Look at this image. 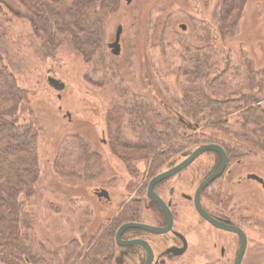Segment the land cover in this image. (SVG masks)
<instances>
[{
    "label": "rangeland",
    "instance_id": "374dc122",
    "mask_svg": "<svg viewBox=\"0 0 264 264\" xmlns=\"http://www.w3.org/2000/svg\"><path fill=\"white\" fill-rule=\"evenodd\" d=\"M70 1L74 0H54L50 9L62 11ZM91 1L87 0L88 4ZM118 1L117 7L103 12L104 51L92 61L83 59L70 44L59 46L53 57L46 56L44 37L35 36L29 23L32 14L16 0H3L7 6L0 4V53L17 86L26 91L17 123L32 124L37 136L38 178L30 195L19 198V227L25 243L38 255L44 253L48 264H65L73 245L78 244L77 251L88 254L94 239H85L84 234L96 225L89 213L98 206L90 202L92 188L109 184L121 191L125 184H136L130 181V174L120 170L114 177L101 174L102 169H115L116 162L110 158L105 168L97 161L93 172L87 173L81 155L83 149L86 154L102 152L106 157L110 152L121 157L143 153L133 149L137 138L129 128L127 115L120 126L117 151L101 145L100 133L105 126L103 115L115 111L111 106L132 109V100L144 99L158 107L146 94V81L158 98L189 115L184 106L190 90L189 76H197L195 86L206 101L199 118H190L199 124L198 131H179L186 139L197 134L188 142L181 138L184 151L211 141L228 146L242 144L250 154L246 171H257L264 177L263 141L247 142L246 134L234 130L242 132V124L247 127L251 123L231 119L230 123L217 124L218 119L210 115L213 105H208L209 101L241 100L235 108L227 104L226 116L220 120L233 118L245 98L253 100L252 106L264 109V0ZM66 14L71 20L72 15ZM118 26L122 27L121 51L114 56L108 44L114 41ZM84 28L80 26V31ZM48 77L62 82L64 89L54 90L47 83ZM199 160L207 161V157ZM235 191L237 198L246 193L248 261L256 257V252L264 258V191L253 182ZM87 240L89 247L85 246ZM2 250L0 247V264H42L27 255L16 260Z\"/></svg>",
    "mask_w": 264,
    "mask_h": 264
},
{
    "label": "flooded vegetation",
    "instance_id": "af4514ba",
    "mask_svg": "<svg viewBox=\"0 0 264 264\" xmlns=\"http://www.w3.org/2000/svg\"><path fill=\"white\" fill-rule=\"evenodd\" d=\"M146 84V94L151 97V83L146 81ZM111 108L115 110V106ZM165 109L179 120L178 110L168 106ZM66 117L70 120L67 114ZM103 123L100 142L105 146L117 127H109L106 115ZM192 125L187 126L196 133L199 125ZM181 140L178 137L170 145L174 150L167 153H134L135 158L132 154L121 157L114 152L109 157L102 152L96 154L103 168L109 158L116 162L115 171L105 168L100 170L101 174L114 177L122 171L130 174L133 177L130 181L136 184H125L121 191L109 184L92 188L90 202L98 206L96 212L89 213V219H94L96 225L90 226L85 239L101 238L104 231L110 232V247L102 264H264L258 252L248 261L246 193L244 197L235 196V189L245 186L246 182H253L264 191L263 184L257 180L264 182V177L257 171H246L245 161L250 154L245 145L228 146L211 141L184 151ZM205 145L217 146L222 153L204 152L174 171L196 148ZM205 156L207 161L199 160ZM166 173L163 179L150 185L153 179ZM139 177H142L140 181ZM128 224L133 227L117 235ZM88 240L85 246L89 245Z\"/></svg>",
    "mask_w": 264,
    "mask_h": 264
},
{
    "label": "trees",
    "instance_id": "16d2710c",
    "mask_svg": "<svg viewBox=\"0 0 264 264\" xmlns=\"http://www.w3.org/2000/svg\"><path fill=\"white\" fill-rule=\"evenodd\" d=\"M16 1L32 14L29 23L35 36L41 39V36L44 37L42 39L43 41L45 40L43 51L46 56L53 57L59 46L70 44L87 61H92L95 56L104 51L103 12L108 7L115 8L119 5L118 0H94L89 2V4L87 0H74L70 1L69 6L62 9V11L53 12L50 7L53 5L54 0ZM0 4L7 6L3 0H0ZM7 8L10 7L8 6ZM66 13L72 15L71 20L67 18ZM82 25L85 28L80 31V26ZM68 26L69 30H73H64ZM189 77L191 78L190 90L187 91L184 105L185 110L190 113L189 115L179 111V120L174 118L173 113L165 109L166 106L170 108L172 106L163 101L161 97L158 98L154 93L151 97L158 104L156 109L149 100H132V109L126 106L123 109L117 107L108 116L109 127H117V130L111 133L112 137H110L109 147L117 151V139L122 134L120 126L124 122L123 117L127 115L130 117L129 128L131 132L136 138H139V142H136L133 148L134 150L148 154L167 153L174 150L175 147L170 145L178 137L184 138L183 134H179V131L181 130L183 133L191 129L187 126L188 123L193 124L194 127L199 125L191 121L190 118L195 121L199 118L201 115L200 110L203 109L202 105L206 101L205 97L201 95L195 86V83L198 82V77ZM25 100L26 91L17 86L14 76L9 72L0 53V247L3 248L2 252L16 260H19L21 255H27L37 259L42 264H48V261L44 260L46 256L44 253H42V256L38 255L33 246L25 243L19 227L22 221V204L19 202V198L24 194L30 195L38 178L37 136L34 127L32 124L17 123ZM244 100V104L239 106V110L234 112L235 114L230 120H220L221 117L226 116L224 113L227 111L225 110L226 105L230 103L235 108L236 105L240 104L241 100H229L228 102L209 101L208 105H213L212 112H210L211 118L215 116L219 120H217V124L230 123L231 119L235 123L241 121V123H244L246 120L251 125L246 127L242 124V132H239L238 128H234L236 134H246L247 142L254 141L259 144L263 141L264 143V109L252 106L254 104L252 99L247 101L245 98ZM229 110L231 111L232 109ZM237 112H242V114L238 115ZM222 114L223 116H221ZM237 125L239 126V124ZM196 135H191L192 137L189 136L187 139L184 138V141H191L193 137H197ZM83 139L91 144L85 136ZM96 154H86L83 149L81 160L87 165V173L93 172V166L98 161ZM109 233V231H104V235L101 238H94L88 254L77 251L78 244L73 245L70 255L64 260V263L102 264V260L105 258L104 255L110 247ZM52 259L55 262V259Z\"/></svg>",
    "mask_w": 264,
    "mask_h": 264
},
{
    "label": "water",
    "instance_id": "95a60500",
    "mask_svg": "<svg viewBox=\"0 0 264 264\" xmlns=\"http://www.w3.org/2000/svg\"><path fill=\"white\" fill-rule=\"evenodd\" d=\"M125 1L127 3H130L131 0H125ZM181 28L184 30L185 26H181ZM121 32H122V27L118 26L117 29H116V32H115L114 41L111 42L110 44H108V48L110 49L111 53L114 56H118L119 53H120L119 40H120ZM47 83H48V85L50 87H52L56 91H62L64 89V84L62 82H60L59 80L55 79V78L48 77ZM67 115L70 117L69 114H67ZM209 151H219V152L222 153L221 149H219L217 146L205 145V146L198 147L192 152L191 156L181 166L176 167L174 171H177V170H179V168L184 167L186 164H188L190 161H192L198 155H200V154H202L204 152H209ZM222 168H223V164L219 168V171H221ZM166 175H168V174L166 173V174H163V175H160V176L156 177L155 179H153L151 181L150 185L155 184L157 181L163 179ZM216 175H218V174H216ZM212 178H214V176H212L208 181L212 180ZM257 180L263 184V188H264V182L261 179H257ZM129 227H133V226L130 225V224L123 226V228H121V230L118 232L117 235H119V233H121L123 230H125V229H127Z\"/></svg>",
    "mask_w": 264,
    "mask_h": 264
}]
</instances>
